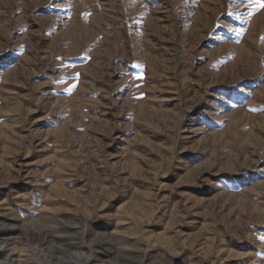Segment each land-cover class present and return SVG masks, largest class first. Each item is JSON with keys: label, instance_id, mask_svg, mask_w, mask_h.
Here are the masks:
<instances>
[{"label": "rangeland", "instance_id": "374dc122", "mask_svg": "<svg viewBox=\"0 0 264 264\" xmlns=\"http://www.w3.org/2000/svg\"><path fill=\"white\" fill-rule=\"evenodd\" d=\"M261 5L0 0V264H264Z\"/></svg>", "mask_w": 264, "mask_h": 264}, {"label": "snow or ice", "instance_id": "6c2138e0", "mask_svg": "<svg viewBox=\"0 0 264 264\" xmlns=\"http://www.w3.org/2000/svg\"><path fill=\"white\" fill-rule=\"evenodd\" d=\"M262 7H264V5H261ZM135 67V66H134Z\"/></svg>", "mask_w": 264, "mask_h": 264}]
</instances>
